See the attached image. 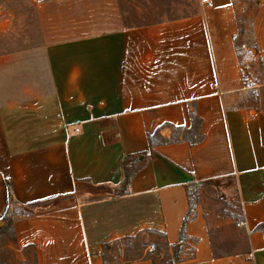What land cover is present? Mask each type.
Wrapping results in <instances>:
<instances>
[{
  "label": "crops",
  "instance_id": "0c3cea01",
  "mask_svg": "<svg viewBox=\"0 0 264 264\" xmlns=\"http://www.w3.org/2000/svg\"><path fill=\"white\" fill-rule=\"evenodd\" d=\"M229 179L237 219L202 197L182 232ZM259 225L264 0L0 53V264H264Z\"/></svg>",
  "mask_w": 264,
  "mask_h": 264
},
{
  "label": "rangeland",
  "instance_id": "374dc122",
  "mask_svg": "<svg viewBox=\"0 0 264 264\" xmlns=\"http://www.w3.org/2000/svg\"><path fill=\"white\" fill-rule=\"evenodd\" d=\"M195 9L196 0H0V53L178 17ZM252 19H246L247 29L252 28ZM220 185L217 181L192 185V204L203 197L210 209L236 220L240 206L232 180L226 181L229 192ZM169 259L164 256L160 261Z\"/></svg>",
  "mask_w": 264,
  "mask_h": 264
},
{
  "label": "trees",
  "instance_id": "16d2710c",
  "mask_svg": "<svg viewBox=\"0 0 264 264\" xmlns=\"http://www.w3.org/2000/svg\"><path fill=\"white\" fill-rule=\"evenodd\" d=\"M171 140L172 139L169 138V139H167L165 141H171ZM8 191H9V194L11 195V188H10L9 184H8ZM60 198L61 197L58 196V197L47 199V200L42 201V202L22 205V204H19L18 202H16L12 197H10L9 206H8L7 211H6L5 218H11L13 215L18 214V213L19 214L23 213V214H28L29 215V214L33 213L35 210H37L39 208L49 207V206L53 205ZM192 206H193V204H192L191 199H190V207H189V210H188V214L184 218V221H183V224H182V227H181V231L182 232H183L185 223H186V221L188 219V216L191 213ZM258 229L261 230L263 232V234H264V225H259ZM179 248H180L179 245H174L173 246V256L175 258H178L177 255H178ZM171 263H172V260H170V259L163 262V264H171Z\"/></svg>",
  "mask_w": 264,
  "mask_h": 264
},
{
  "label": "built area",
  "instance_id": "2783aa9c",
  "mask_svg": "<svg viewBox=\"0 0 264 264\" xmlns=\"http://www.w3.org/2000/svg\"><path fill=\"white\" fill-rule=\"evenodd\" d=\"M200 3H202V4H204V5H207L208 3H209V0H200ZM242 46H244L243 44H242ZM244 223V220L243 219H241V220H239V221H237L236 222V224L239 226V225H242ZM149 248H153V245L152 244H150L149 245ZM252 255V253H249L248 254V256L250 257ZM212 264H214V263H212Z\"/></svg>",
  "mask_w": 264,
  "mask_h": 264
}]
</instances>
